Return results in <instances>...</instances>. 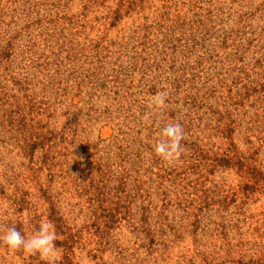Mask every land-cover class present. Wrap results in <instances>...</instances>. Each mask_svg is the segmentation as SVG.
Instances as JSON below:
<instances>
[{
	"label": "rangeland",
	"instance_id": "rangeland-1",
	"mask_svg": "<svg viewBox=\"0 0 264 264\" xmlns=\"http://www.w3.org/2000/svg\"><path fill=\"white\" fill-rule=\"evenodd\" d=\"M81 1L0 0L1 34L13 37L29 19L38 22L27 31L38 37L32 51L21 49L12 66L0 68V234L16 227L27 238L42 220L62 219L71 234L78 232V244L72 248L77 264H186L190 260L202 264L203 259L212 264H264L262 191L251 184L246 186L247 176L235 168L213 163L203 171H170L184 158L167 163L153 151L160 138L159 109L152 110L158 125L150 128L153 117L149 115L146 121L143 114L136 135L129 137L136 142L132 154L128 151L126 157H118L121 145L117 147L113 137L119 122L104 114L108 108L110 112L116 109L111 102L117 96L113 92L94 95L86 87L78 94L76 87L82 81L81 85L87 84L85 73L75 83L70 72V18L81 11ZM189 1L178 0L177 8L172 9L187 12ZM224 1L202 0L200 4L224 9L229 7V0ZM250 4L246 1L242 5ZM109 7H113V0H106L98 12L95 9L86 15L85 23L101 20L92 22L91 33L85 29L79 45L91 48V42L112 44L113 53L121 37L143 23L139 18L151 17L161 4L149 0L141 16L133 13L103 36L96 31ZM104 37L108 41H102ZM218 104L220 101L213 106L214 111ZM19 107L26 108L18 111ZM170 113H175L177 121L186 115L194 120L199 117L201 121L194 126L196 134H201L199 139L210 137L204 129L213 127L212 120L218 119L217 115L210 118L204 110L196 116L193 111L189 114L181 105L172 107ZM229 124V139L211 133L206 157L218 160L237 150L247 153L257 171L264 173V102L245 103L233 112ZM29 127L39 128L47 140L43 151L23 157L17 140L28 135ZM23 201L22 207L17 206ZM110 209L118 224L108 232L97 233L93 227L101 225L97 215ZM147 231L155 237L150 253L145 246ZM57 248L54 264H61L64 252ZM29 256L0 247V264H32ZM37 257V264H48Z\"/></svg>",
	"mask_w": 264,
	"mask_h": 264
},
{
	"label": "trees",
	"instance_id": "trees-1",
	"mask_svg": "<svg viewBox=\"0 0 264 264\" xmlns=\"http://www.w3.org/2000/svg\"><path fill=\"white\" fill-rule=\"evenodd\" d=\"M105 1L83 0L79 7L80 13L70 18V27L72 26L70 72L75 83L85 73L87 84L81 85L85 82L82 81L80 87H76L78 94L82 92V87H86L94 95L107 96L108 93L113 92V95L117 96L116 100L113 99L111 102V106L114 104L116 109L110 112L108 108L104 114H107L106 118L119 122L114 131L117 136L113 137L115 145L117 147L121 145L118 157L122 155L126 157L128 151L132 154L131 147L136 142L129 137L131 134L136 135L139 118L149 113L153 117L149 126L152 129L155 128L152 126L158 125L160 121L159 131L168 123L179 122L183 125L185 138L181 142L184 147L181 157L184 159L177 162L179 167H172L170 171L178 169L194 171L198 168L203 171L211 167L210 163L221 168H235L247 176L246 186L250 184L251 187L257 186L264 194V173L257 171L251 163V158L246 156L247 153L234 150L218 160H213L206 157L205 151L209 146L210 142L207 141L212 136V132L219 133L222 137L226 136L225 139L231 137L232 128L229 122L236 109L242 108L249 101L256 104L264 102V0H260V3L259 0H256V3L252 2L255 0H229V7L224 9L218 7L219 5L203 7L200 4L202 0H191L185 5L188 8L187 12L172 9L177 8L178 0H159L161 7L155 10L156 13L151 17L139 18L143 23L131 29L128 36L124 34L113 53L110 48L112 44L107 46L91 42L89 48L79 45L78 40L85 35L86 30H89V33L93 31V21L98 23L101 20L94 18L93 21L85 23L86 15L93 13L95 9V12H98ZM246 1L251 4L244 7L242 4ZM148 2L149 0H113V7L105 8L106 15L102 18L104 22L99 24L96 32L106 36L110 30L115 29L125 18H130L133 13L137 17L141 16ZM257 3L259 4L256 5ZM244 8L246 11H243ZM170 12H172L171 17ZM259 23L262 26H259ZM37 24L38 22L29 19L27 25L13 37L7 33H0L2 39L0 68L3 65L12 66L18 55L22 53L21 49L26 53L32 51L34 40L38 37H33L27 31ZM106 38L104 37L102 41ZM21 40L23 43H18ZM30 64L34 65V62ZM27 65L29 66V63ZM26 84L29 85L28 80ZM163 90H167L169 95L165 106L159 109L162 112L160 121H156L154 110L150 111L148 108L150 102L148 99ZM88 95L94 96L92 93ZM219 101L220 104L216 107L218 111L216 109L214 111L213 106ZM178 105L188 113L193 111L195 116L200 110L209 113L210 118L217 115L218 119L215 122L212 120L213 127L206 126L204 129L210 137L199 139L201 134L197 135L194 131L195 124L201 121L199 117L194 120L190 115H186L183 121L175 120L176 115L170 113V109ZM20 108L18 111H23L26 107ZM112 114H116L117 117H110ZM20 123L24 125V120ZM26 131L28 135L22 140H17L19 153H22L23 157H28L37 150L43 151L47 139L40 133L39 128L29 127ZM97 202L100 204L99 200ZM24 203V201L20 202L17 206L22 207ZM95 209L101 211L100 207ZM95 214L97 215V212ZM97 216H99L98 220H101V225H93L97 233L108 232L118 224L111 209ZM50 220L55 225L60 238L56 241V245L64 252L61 264H77L72 248L78 244V232L71 234L62 219L50 218ZM145 236L146 252L150 253L155 246V237L151 231H147ZM0 245L2 246L3 243L0 242ZM165 254V251L161 252L160 259ZM37 256H29L32 264H37ZM258 263L261 262H256ZM186 264L194 263L190 260ZM202 264H212V261L203 259ZM225 264L234 263L226 261Z\"/></svg>",
	"mask_w": 264,
	"mask_h": 264
},
{
	"label": "clouds",
	"instance_id": "clouds-1",
	"mask_svg": "<svg viewBox=\"0 0 264 264\" xmlns=\"http://www.w3.org/2000/svg\"><path fill=\"white\" fill-rule=\"evenodd\" d=\"M169 93L158 91L151 97L148 104L150 110L165 106ZM144 119L149 120V113ZM160 138L153 144V151L167 163L176 162L184 152L182 141L185 138L183 125L179 122L168 123L160 129ZM59 239L55 226L51 221L42 220L38 230L30 237H25L16 227H9L0 234V242L6 245L10 252L23 251L26 255H39L48 264H54L58 254L56 241Z\"/></svg>",
	"mask_w": 264,
	"mask_h": 264
}]
</instances>
